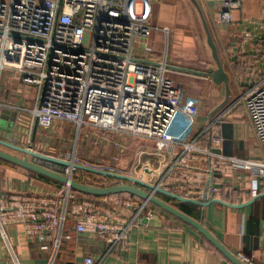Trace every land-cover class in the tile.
Wrapping results in <instances>:
<instances>
[{"label":"crops","instance_id":"obj_1","mask_svg":"<svg viewBox=\"0 0 264 264\" xmlns=\"http://www.w3.org/2000/svg\"><path fill=\"white\" fill-rule=\"evenodd\" d=\"M158 1L154 2L151 19L157 29L148 40L139 43L136 54L148 62L165 61L168 66L163 92L179 109L168 135L176 146L158 151L154 142L148 139L132 138L127 134L96 136V143L102 145V150L96 152L99 158L105 156L120 164L128 163L130 169L126 173L137 171L140 173L138 176H144L145 180L157 185L163 179L166 168L182 150L181 144L192 140L202 147L212 148L216 153L262 160V149L239 97L258 74L257 71L264 72V0H242L241 7L232 11L229 25H223L220 20L221 2ZM208 34L213 38L223 68L229 76L228 87L224 82L216 83L210 75L172 68L177 66L201 72L217 69ZM13 76L3 78L1 74L0 77V125L2 119L8 122L6 131L0 129V135L7 133L13 124L14 140H19L25 147L33 145L41 151L36 145L37 140L34 143L31 140L34 125L32 127L30 108L24 105L25 83L21 77ZM54 124H58V121H53L47 128L54 129ZM227 124L231 127H228L225 136L223 127ZM210 126L220 128L219 144H215ZM0 148L23 155L5 147ZM84 156L82 162H92L90 152H85ZM57 157L71 159L68 156ZM31 160L35 158L31 157ZM75 171L73 177L88 184L111 186L119 183L115 182V178ZM148 172L151 173L149 176L145 174ZM217 182L223 187L221 198L224 200L218 197L220 201L206 206L180 202L161 193L156 195L202 221L236 256L243 252L257 264H264V173L237 167L232 174L219 176ZM62 186L55 180L0 159V191L54 195L59 193ZM117 194L143 199L130 193ZM117 194L97 196L96 199L109 201L111 196ZM78 195L95 197L80 192ZM249 201L252 202L239 208L229 205ZM117 209L127 216L133 214L129 208ZM148 210L152 212L151 216L146 217L143 213L133 225L128 247H111L97 236L79 233L74 223L69 221L66 231L73 236L62 243L54 264H86L87 257H93L100 264H233L193 226L149 201ZM6 229L20 264H49L53 253L52 239L43 242L28 237L21 225H8ZM45 244L49 247L44 248ZM0 264H14L1 234Z\"/></svg>","mask_w":264,"mask_h":264},{"label":"built area","instance_id":"obj_2","mask_svg":"<svg viewBox=\"0 0 264 264\" xmlns=\"http://www.w3.org/2000/svg\"><path fill=\"white\" fill-rule=\"evenodd\" d=\"M208 1L222 3L220 20L227 25L232 22V11L242 5V0ZM154 2L0 0V77L3 70H12L26 85L38 87L30 109L32 127L36 119L39 126L64 120L77 124L80 132L86 125L148 139L158 151L176 146L168 135L179 109L163 95L168 66L165 61L148 62L136 54L139 43L157 29L151 22ZM257 73L239 99L264 156V72ZM211 129L215 144H219L220 128ZM181 145L158 184L181 197L217 198L223 193L217 179L232 174L237 167L264 173V158L226 156L198 145L196 140ZM71 159L78 160L75 155ZM47 164L70 174L60 164ZM110 198L80 197L66 185L54 195L0 191V234L14 264L20 262L7 236L8 225H21L28 237L43 242L52 239L49 264L55 263L58 249L73 236L66 231L69 221L79 233L97 236L111 247H128L139 216H151L148 200L128 194ZM117 207L129 208L133 214L127 216ZM237 256L245 264H257L243 252ZM85 263L100 264L93 257H87Z\"/></svg>","mask_w":264,"mask_h":264},{"label":"water","instance_id":"obj_3","mask_svg":"<svg viewBox=\"0 0 264 264\" xmlns=\"http://www.w3.org/2000/svg\"><path fill=\"white\" fill-rule=\"evenodd\" d=\"M208 42L212 49L214 59L217 63V69H215L213 72H201V71L194 70L191 68H184V67H177V66H173L172 68L179 70V71H188V72L196 73V74L210 75L212 76L213 80L216 83L224 82L226 84V87H228L229 76L223 68L222 62L218 55L217 46L215 45L213 38L211 37L210 34H208ZM14 126L15 125L7 129V133L2 132V134L0 135V146L8 148L14 152L22 153L23 155H20V154L18 155L4 148H0V159H3L15 165L26 168L30 171H33L37 174H40L42 176L55 180L63 185L69 186L70 188H72L73 190L77 192L84 193L87 195L99 196V197L109 196V195L117 194V193H130V194L137 195L163 208L165 211L169 212L170 214L178 217L179 219L193 226L213 246H215V248H217L225 257H227L231 262H233V264H245L239 259L238 256H236L227 247H225L224 244L209 229L206 228V226L203 224L202 221H199L191 217L190 215L182 212L181 210L177 209L171 204L160 199L156 195V193L165 194L167 196H170L172 198L179 200L180 202L194 203L199 206H206L208 204L220 201L217 198H212L204 202V201H199L198 199L181 197L175 194L174 192L167 191L161 188L159 185L155 184L152 181L143 180L131 174H125V173L105 170V169L92 166L89 164L76 162L74 159L59 158L57 156H53L43 151H40L36 149L34 146L32 148L25 147L22 142H20L19 140L16 141L12 138L13 133H14L13 132ZM228 127H231V126L227 124V125H224L223 127L224 128L223 134L225 136L228 131ZM37 129H38V119L35 120L34 130H33L32 138H31L32 143L36 141ZM3 130L6 131V128H4ZM228 133L230 134V132ZM218 153H222V152H218ZM31 157L38 159L40 161L42 160L47 163L60 164L63 167L68 168L70 171V174H64L61 171H55L51 169L47 163L36 162V160H31ZM75 170H82L88 173L98 174V175L106 176L109 178H115L119 180V183L115 185H111V186H96V185L88 184L83 181H79L73 177V172ZM252 201H249L243 204H229V205L239 208V207H243L244 205L249 204Z\"/></svg>","mask_w":264,"mask_h":264},{"label":"rangeland","instance_id":"obj_4","mask_svg":"<svg viewBox=\"0 0 264 264\" xmlns=\"http://www.w3.org/2000/svg\"><path fill=\"white\" fill-rule=\"evenodd\" d=\"M160 1L163 2L164 0H160ZM174 1L177 2V0H174ZM12 72H13L12 70H3L2 77L4 76L3 78H5L8 76H13ZM16 77H19V76H16ZM37 91H38V87L36 85H26L25 84L24 92H26V95H25L26 99H25L24 105H26V107L31 109L35 105ZM163 95H164V92H163ZM7 123L8 122L2 119L0 129L3 130L6 127ZM10 126H13V125H10ZM48 126H38L39 133L36 136V140H37L36 145L39 149H42L41 151L49 152L50 154L52 153L51 155H54V156H65V157L68 156V157L73 158V155H75L76 158L78 159L76 162H80V163H83L82 156H84L85 152L87 153L90 152L91 158L93 160H90L92 162L89 163V165H92V166L96 165V167H99L105 170L114 171V172H122V173L124 172L125 174H131L133 176H136L138 178L145 180L144 176L142 177L138 176V174L140 173L137 171H134L133 173L132 172L126 173V170L128 171L130 169V166L128 163L120 164L119 162H114L111 158L105 157V156L104 157L102 156L99 158V155L96 153L102 150L101 148L102 145L96 143L97 142L96 136L109 135L111 137L113 136L117 137L118 134H113L106 130H103L100 128L97 129L95 127L86 126V125L81 128V132H80L79 126H77V124L73 122L64 121V120H59L58 124H54V129L47 128ZM115 143H118V141H115ZM98 160H99V163H97ZM75 172L83 173L79 170ZM145 174H148L147 176H149L151 173L148 172ZM114 180L115 182H119V180H116V179Z\"/></svg>","mask_w":264,"mask_h":264},{"label":"trees","instance_id":"obj_5","mask_svg":"<svg viewBox=\"0 0 264 264\" xmlns=\"http://www.w3.org/2000/svg\"><path fill=\"white\" fill-rule=\"evenodd\" d=\"M231 195H232V194H231ZM98 197H99V196H98ZM105 197H106V196H105ZM218 197L221 198V197H223V195H222V196L220 195V196H218ZM218 197H217V198H218ZM94 198H97V196H95ZM221 199H222V198H221ZM222 200H224V198H223ZM225 201H226V200H225Z\"/></svg>","mask_w":264,"mask_h":264},{"label":"bare ground","instance_id":"obj_6","mask_svg":"<svg viewBox=\"0 0 264 264\" xmlns=\"http://www.w3.org/2000/svg\"><path fill=\"white\" fill-rule=\"evenodd\" d=\"M35 123V122H34Z\"/></svg>","mask_w":264,"mask_h":264}]
</instances>
